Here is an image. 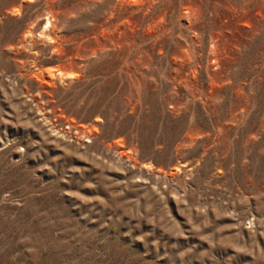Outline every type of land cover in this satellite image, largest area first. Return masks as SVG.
I'll list each match as a JSON object with an SVG mask.
<instances>
[{
    "label": "rangeland",
    "instance_id": "374dc122",
    "mask_svg": "<svg viewBox=\"0 0 264 264\" xmlns=\"http://www.w3.org/2000/svg\"><path fill=\"white\" fill-rule=\"evenodd\" d=\"M0 264H264V0H0Z\"/></svg>",
    "mask_w": 264,
    "mask_h": 264
},
{
    "label": "bare ground",
    "instance_id": "6f19581e",
    "mask_svg": "<svg viewBox=\"0 0 264 264\" xmlns=\"http://www.w3.org/2000/svg\"><path fill=\"white\" fill-rule=\"evenodd\" d=\"M50 21H51L50 18H47L46 24H45L44 29H43V31H42L43 34H47V33H48V30H49L48 26L51 25V24H50ZM43 36H44V35H43ZM60 73H61V72H60ZM62 74L64 75L63 72L61 73V75H62ZM65 74H66V73H65ZM69 75H70V74H69ZM66 76H67V75H66ZM71 76H72V75H71Z\"/></svg>",
    "mask_w": 264,
    "mask_h": 264
}]
</instances>
